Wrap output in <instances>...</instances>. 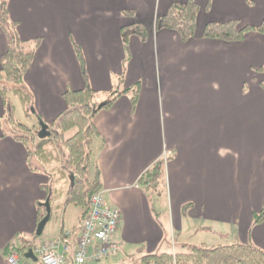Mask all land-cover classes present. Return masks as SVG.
Returning <instances> with one entry per match:
<instances>
[{
	"label": "crops",
	"instance_id": "crops-1",
	"mask_svg": "<svg viewBox=\"0 0 264 264\" xmlns=\"http://www.w3.org/2000/svg\"><path fill=\"white\" fill-rule=\"evenodd\" d=\"M185 1L8 0L18 37L41 38L23 76L32 97L26 124L43 121L46 134L47 125L66 108L64 91L85 86L72 39L82 47L98 101L112 90L139 85L133 109L127 92L93 118L98 135L91 176L97 166L106 201L121 212L114 234L117 253L94 264H138L145 254L190 243L176 241L175 232L191 234L215 224L229 228L232 237L222 235L230 242L250 241L264 249V220L252 222L253 213L264 207V89L254 71L264 65V36L250 32L237 42L201 37L209 20L258 24L264 0H195L200 5L197 31L185 41L173 30L155 29L156 18L171 3ZM131 23L142 24L148 37L132 36L125 46L120 29ZM6 47L0 27V56ZM2 129L0 264H5L8 245L24 243L31 246L23 264H41L32 245L63 231L70 232L67 260H72L75 228L51 227L33 241L36 202L46 197L49 176L33 158L28 162L25 146L2 136ZM164 150L169 152L166 193L158 203L160 196L140 180Z\"/></svg>",
	"mask_w": 264,
	"mask_h": 264
},
{
	"label": "trees",
	"instance_id": "trees-1",
	"mask_svg": "<svg viewBox=\"0 0 264 264\" xmlns=\"http://www.w3.org/2000/svg\"><path fill=\"white\" fill-rule=\"evenodd\" d=\"M199 11L200 5L195 0L171 3L166 12L156 18L155 29L173 30L182 40H188L196 34ZM17 25L18 21L10 17L8 0H0V27L7 38V47L0 56L2 136H10L22 143L27 150V161L30 162L33 158L40 167L47 169L50 181L45 185L47 188L46 197L43 201L36 202V223L47 214L46 202L50 206L51 217L52 203L62 193L57 191L55 185L59 182H67L65 199L63 203L59 202L57 207L60 208L63 204H73L80 208L79 224L75 227V231L78 232L83 218L88 213L91 195L101 190L98 167H94L93 176L89 174L92 164L90 155L93 138L98 135L93 123L94 115L98 110L110 107L127 92L133 109L137 102L139 85L136 83L130 88L112 90L105 95V101H98L100 93L94 90L88 82L82 47L72 39V48L80 64L85 86L82 89L64 91L65 110L47 125V133L40 137L41 125L39 123L29 125L18 120L15 117L14 102L8 97V92H10L13 97L18 98L24 116L26 118L31 116L32 97L24 87L23 76L32 63L41 38H19L16 32ZM250 32L260 33L264 36V17L256 25L241 24L237 19L221 22L209 20L202 27L201 37L237 42ZM120 36L126 46L132 36L144 41L148 34L142 24L131 23L121 27ZM254 71L258 74V84L264 89V65L254 68ZM165 163L166 160L163 157L157 159L146 169L140 180L147 188H152L157 196H162L165 191L161 187L165 180ZM186 206L187 204L183 205V208ZM263 220L264 207L252 215L253 224H259ZM38 237L40 236L35 234L33 241ZM30 246L29 243H24L21 246L8 245L4 249V255H7L11 249H16L23 254L25 250H29ZM178 248L176 246L171 251L145 254L140 257L138 264H264V249L250 241L235 240L212 246L203 243H182L178 245Z\"/></svg>",
	"mask_w": 264,
	"mask_h": 264
},
{
	"label": "built area",
	"instance_id": "built-area-1",
	"mask_svg": "<svg viewBox=\"0 0 264 264\" xmlns=\"http://www.w3.org/2000/svg\"><path fill=\"white\" fill-rule=\"evenodd\" d=\"M162 154L166 158L169 152L164 150ZM120 217V210L106 201L101 190L97 191L90 197L89 210L81 222L72 260H67V238L70 235L68 231L35 245L33 252L38 255L41 264L97 263L117 253L118 243L114 234L118 229ZM4 259L5 264H23L16 249H11Z\"/></svg>",
	"mask_w": 264,
	"mask_h": 264
},
{
	"label": "rangeland",
	"instance_id": "rangeland-1",
	"mask_svg": "<svg viewBox=\"0 0 264 264\" xmlns=\"http://www.w3.org/2000/svg\"><path fill=\"white\" fill-rule=\"evenodd\" d=\"M8 97L14 102L15 117L18 120L24 122L25 124L28 123L29 121L23 114V110H22V107H21V104L18 98L13 97L10 92H8ZM92 173H93V166L90 167V171H89L90 176L92 175ZM55 187H57L58 192H62V193H61V196L55 199L56 201L54 200V202L52 203V214H51L50 220L47 222L44 228V232L48 231L51 227L54 228V230L56 229L59 230L62 224L65 226V228H75L79 224L80 208L78 206H75L73 204H63L60 208H55V204L57 201L63 203L65 199V191L68 188V183L59 182L57 185H55ZM161 187H163L164 189L166 188L165 180L164 182H162ZM165 193L166 191H163V194ZM153 195L152 194L150 195L151 203H152V206L154 205V207L157 208L158 203H163V200H165V196L162 195L158 197L157 198L158 203H157L155 201L156 196L155 194ZM160 216L162 215L160 214ZM209 229L191 233V234H188L185 231L181 232L180 234L179 233L177 234L175 232V238H176V241H179V242L183 241L184 239H188L190 240L191 244L203 243L207 246L225 244L228 241L230 242L231 238H227L226 236L222 235L223 233L224 235L228 234L227 236L232 237L231 232L228 231L229 228H226V226H223L222 224H215V225H210ZM177 249H179L178 245H177Z\"/></svg>",
	"mask_w": 264,
	"mask_h": 264
},
{
	"label": "water",
	"instance_id": "water-1",
	"mask_svg": "<svg viewBox=\"0 0 264 264\" xmlns=\"http://www.w3.org/2000/svg\"><path fill=\"white\" fill-rule=\"evenodd\" d=\"M40 125L42 127V131H41V136H44L45 134V131H44V127L46 126V124L43 122V121H40ZM46 205V210H47V214L37 223V226H36V235H40L46 225V223L48 222L49 220V217H50V206L49 204L46 202L45 203Z\"/></svg>",
	"mask_w": 264,
	"mask_h": 264
}]
</instances>
